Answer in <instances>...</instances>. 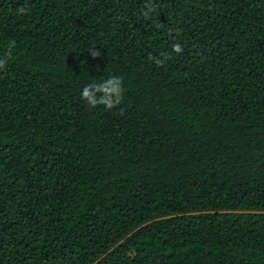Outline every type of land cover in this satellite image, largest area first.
<instances>
[{"label": "trees", "instance_id": "obj_1", "mask_svg": "<svg viewBox=\"0 0 264 264\" xmlns=\"http://www.w3.org/2000/svg\"><path fill=\"white\" fill-rule=\"evenodd\" d=\"M10 47L0 264H264V0H0Z\"/></svg>", "mask_w": 264, "mask_h": 264}, {"label": "clouds", "instance_id": "obj_2", "mask_svg": "<svg viewBox=\"0 0 264 264\" xmlns=\"http://www.w3.org/2000/svg\"><path fill=\"white\" fill-rule=\"evenodd\" d=\"M18 15H26L29 9L25 6L19 7ZM152 7H148L144 15L147 16ZM173 50L179 53L182 47L179 43L173 45ZM12 56L11 47L0 57V70L4 69ZM157 65H161L164 61L160 58H152ZM125 96V88L123 79L120 76L109 75L107 78L91 79L85 83L80 91V100L90 109H97L103 106L105 111H111L122 104Z\"/></svg>", "mask_w": 264, "mask_h": 264}]
</instances>
